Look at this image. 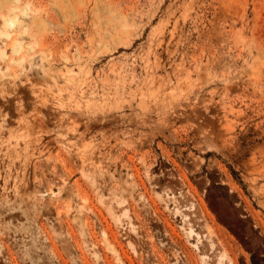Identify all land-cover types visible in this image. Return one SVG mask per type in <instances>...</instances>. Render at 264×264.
Instances as JSON below:
<instances>
[{"label": "rangeland", "instance_id": "obj_1", "mask_svg": "<svg viewBox=\"0 0 264 264\" xmlns=\"http://www.w3.org/2000/svg\"><path fill=\"white\" fill-rule=\"evenodd\" d=\"M14 5L0 264H264V0Z\"/></svg>", "mask_w": 264, "mask_h": 264}, {"label": "bare ground", "instance_id": "obj_2", "mask_svg": "<svg viewBox=\"0 0 264 264\" xmlns=\"http://www.w3.org/2000/svg\"><path fill=\"white\" fill-rule=\"evenodd\" d=\"M13 2H15L16 3V5H14V6H11L10 8H9V10H10V12L11 13H14L16 10H18V11H20V12H22V13H24V11H25V9L24 8H22V7H20L19 5H18V3L20 2V0H13ZM22 3V2H21ZM22 5V4H21ZM28 6V5H27ZM27 10V9H26ZM0 15H2V14H0ZM21 15H23V14H21ZM20 16V15H19ZM21 17V16H20ZM26 18V17H25ZM40 19V18H39ZM38 19V20H39ZM3 21H4V25L7 27V28H14L15 29V26L18 24V22H19V17H18V15H16V14H13V15H8V16H4L3 17ZM41 21V20H40ZM28 22V21H27ZM36 24V23H35ZM39 24V23H38ZM4 28V27H3ZM34 28V27H33ZM35 29H36V26H35ZM35 29H33V30H35ZM36 32V31H35ZM18 33V32H17ZM4 34H7L6 32H4ZM21 34V33H20ZM18 35V34H17ZM25 35V34H24ZM22 36V35H21ZM8 44H10V43H8ZM12 44V43H11ZM1 48V47H0ZM20 48V44L19 43H15V45H14V51H17L18 49ZM3 50V49H2ZM3 52L5 53V51L3 50ZM3 52L1 51V53L3 54ZM7 53V52H6ZM39 56V55H38ZM1 57V56H0ZM66 60V59H65ZM44 61V60H43ZM22 67H23V65H22ZM29 70V69H28ZM26 71V70H25ZM23 72V71H22ZM39 72H40V69H39ZM49 73V72H48ZM25 74V73H24ZM26 75V74H25ZM16 77V76H15ZM50 79V78H49ZM14 84V83H13ZM21 88V87H20ZM42 90H43V88H42ZM42 93H44V92H42ZM42 95V94H41ZM40 95V96H41ZM10 96V95H9ZM40 98H42V97H40ZM122 214V213H121ZM124 215L125 216H128L127 215V213L126 212H124ZM116 219V218H115ZM116 221V220H115Z\"/></svg>", "mask_w": 264, "mask_h": 264}]
</instances>
